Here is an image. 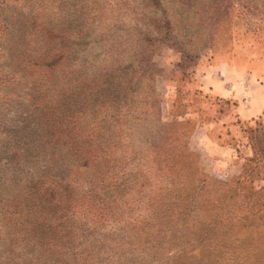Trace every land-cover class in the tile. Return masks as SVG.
I'll return each mask as SVG.
<instances>
[{
    "label": "trees",
    "instance_id": "1",
    "mask_svg": "<svg viewBox=\"0 0 264 264\" xmlns=\"http://www.w3.org/2000/svg\"><path fill=\"white\" fill-rule=\"evenodd\" d=\"M260 1L257 5L254 0H147L145 6L153 5L163 14L178 9L208 14L205 21L213 37L220 27L222 31L228 29L234 14L238 18L254 6L264 7V0ZM151 17L154 23L155 16ZM52 22L40 25L45 35L38 33L29 39L32 47L20 51L21 56L17 55L15 60L30 76H37L30 104L45 131L43 141L53 145V150L57 145L66 147L87 176L75 182L56 177L51 173L48 158L37 166L34 178L24 187V197L19 192L0 203L1 227L5 228L0 237V264L221 263L224 257L218 246L222 236H230L249 215L264 217V189L256 188L253 178H246L249 172L256 176L264 172V160L255 157L264 154V131L252 133L255 121L242 120L234 113L238 119L229 124L233 128V146H227L235 157L238 150L247 157L235 178L222 182L218 203L210 204L200 192L201 181L196 178L198 161L192 160L194 153L189 147L197 122L193 109L187 107V114L177 118L168 110L166 119L158 118L159 112H141L138 116L147 114L158 119L149 141L144 144L136 141L138 121L135 125L124 124L120 101L125 93L137 99L139 86L145 84L151 93V105L157 94L154 76L147 71H134L135 61H130L125 68L131 69L129 79L118 83V75L126 63L116 58L103 70V79L108 80L99 85L100 78L95 80L80 73L86 64L76 59L75 47L84 46L75 43L82 42L79 33L65 29L63 37H58L61 30ZM147 24L148 21L144 25ZM7 30L8 25L3 24L0 39ZM5 59L7 55L0 52V61ZM13 80L11 73L0 69V87ZM133 81L137 89L128 92ZM188 93H184L186 100L184 94L181 97L184 105L191 100ZM177 96L176 90L173 101L166 102L168 108L179 100ZM3 99L5 95L0 93V104ZM130 110L129 115L137 112L136 108L127 109ZM1 111L0 105V129H6ZM232 114L226 108L225 115ZM138 116L130 118L136 122L141 119ZM224 127L229 131V126ZM11 135L15 147L12 161L17 171L28 168L34 164L30 158L38 147L26 143L19 131ZM259 135L261 141L257 140ZM33 137L41 139L40 134ZM128 152L134 157L128 158ZM126 159L134 161L129 165ZM144 160L150 163L152 174L134 172L136 164ZM249 164L254 170L247 167ZM0 182L11 183L6 179ZM194 245L197 249H208L207 257L187 256V249ZM173 252L183 256L173 258Z\"/></svg>",
    "mask_w": 264,
    "mask_h": 264
},
{
    "label": "rangeland",
    "instance_id": "2",
    "mask_svg": "<svg viewBox=\"0 0 264 264\" xmlns=\"http://www.w3.org/2000/svg\"><path fill=\"white\" fill-rule=\"evenodd\" d=\"M146 2L147 0H0V35L3 24H7L9 28V31H5L4 38L0 39V52L7 55V59L0 61V69L11 73L14 79L6 87H0V93L5 95L0 105L6 127L0 129V180L11 182L4 185L0 182L1 204L19 192L24 197V187L34 178L37 166L48 158L51 173L56 177L75 182L83 181L87 176L85 169L66 147L57 145L53 150V145L43 141L45 131L38 124L30 104V97L37 88L34 80L37 76H30L22 64L15 60L20 51H25L28 46L32 47L29 39L32 40L38 33L45 35L40 25L46 21H53V25L61 30L58 37H63L65 29L73 30V34L79 33L82 42L77 40L75 43L84 46H74L76 59L86 64L80 69V73L95 80L100 78L99 85L108 80L103 79V70L114 63L116 58L126 63L118 75V83L129 79L131 69L126 71L125 68L130 61H135L134 71H147L154 76L157 94L151 105V93L145 84L139 86L137 99L130 94L126 96L125 93L120 101L124 124L135 125L138 121V125H135V131L138 132L136 141L143 144L151 138L155 121L162 117L166 119L168 110L170 115L177 118L186 115L188 107V110L193 109L196 114L194 118L201 124H228L238 119V116L234 117V111L240 103H243L244 110L248 104L258 108V111L264 107L261 104L264 96V7L254 6L238 18L234 14L226 27L228 29L222 31L220 27L217 34L210 37L209 26L205 21L208 14L196 15L195 11L189 9L163 14L161 10L154 9L153 5L146 8ZM254 3L260 5L261 1L254 0ZM151 14L152 17L155 16L154 23L150 21ZM33 17L37 19H32ZM147 21L146 26L144 24ZM149 38L152 39L151 42L148 41ZM105 54L113 56L108 58ZM135 83L133 81L128 86V92L136 91ZM109 88L114 89L112 85ZM176 90L179 100L175 99L177 102L168 108L166 102L173 101ZM186 92H189L187 96H191V100L184 105L181 97ZM186 98L184 94V100ZM247 100H250L248 104ZM129 108H136V114L129 115ZM226 108L229 112L233 111L230 117L225 115ZM143 111H149L147 114L159 112L160 117L152 119L147 114L144 117L138 116ZM131 116L141 119L138 118L135 122ZM252 119L255 121L252 133H262L264 111ZM14 131L21 132L30 146L35 144L38 147L30 158L34 164L19 171L12 161L15 147L11 133ZM131 131H134V126ZM208 132L209 130L196 129L189 139V147L194 153L192 160L196 158L198 161L196 178L201 181L200 192L207 202L216 205L222 195V182L235 178L247 156L239 150V155L234 156L231 150V133L218 136V144L225 147L222 150L206 139ZM34 134H40L41 139L34 138ZM259 137L257 140L261 141L262 138L260 135ZM227 145H231V148ZM139 152L141 157H145V153ZM127 155L128 158L134 157L132 152ZM255 157L264 160V154ZM126 161L131 165L134 160ZM136 165L137 171L134 172L152 174L150 171L153 169L148 161L144 160ZM247 167L254 170L253 165L249 164ZM246 178H253L256 188L264 189V172L257 176L249 172ZM257 216L249 215V219L230 233V236H222L219 241L221 247L218 246V249H221L224 258L219 264H264V217L259 216L258 219ZM4 229L0 222V237ZM203 249H197L194 245L187 249V256L207 257L208 249ZM172 255L175 258L183 256V253L173 252Z\"/></svg>",
    "mask_w": 264,
    "mask_h": 264
},
{
    "label": "crops",
    "instance_id": "3",
    "mask_svg": "<svg viewBox=\"0 0 264 264\" xmlns=\"http://www.w3.org/2000/svg\"><path fill=\"white\" fill-rule=\"evenodd\" d=\"M217 94V93H215ZM262 95H264V93H262ZM223 97H228V95H221ZM250 102V100H247V104ZM262 106H264V96L262 98ZM247 109L244 110V105L243 103L239 104L236 109H235V114L242 120H246V119H250L256 116V114L262 113L264 111V107H262V109H259L260 111H258V108H254L252 107V105L248 104L246 105ZM261 108V107H260ZM258 111V112H257ZM224 124L227 125V127L229 126V131L227 128L224 127ZM231 123H209V124H201L200 122H196L193 128V132L191 134V136H193V134L195 133L196 129H204V131H208V134L206 135V139H208V141L212 142L217 148L224 150L225 147L223 145L218 144V136L219 135H224L227 136L229 133L233 134V128L229 125ZM220 126V128H219ZM228 147V146H227ZM228 150V149H227Z\"/></svg>",
    "mask_w": 264,
    "mask_h": 264
}]
</instances>
